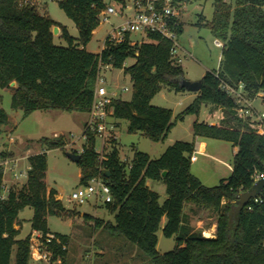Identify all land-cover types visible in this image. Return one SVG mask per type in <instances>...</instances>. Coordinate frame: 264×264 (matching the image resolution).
<instances>
[{
    "label": "trees",
    "instance_id": "16d2710c",
    "mask_svg": "<svg viewBox=\"0 0 264 264\" xmlns=\"http://www.w3.org/2000/svg\"><path fill=\"white\" fill-rule=\"evenodd\" d=\"M19 1L0 0V89L12 90V109L22 110L24 117L36 110L88 115L99 63L111 64L131 81V98L112 99L111 116L126 120L129 133L139 131L153 142L167 138L174 125L172 111L152 105L151 100L164 87L185 91L180 86L185 79L183 68L172 55L170 40L149 31L148 41L131 44L126 37L119 44H107L99 53H91L85 47L100 23L105 4L102 0H59V8L74 22L79 37L70 36L61 27L60 37L68 44L57 46L52 33L57 23L33 6H19ZM197 1L173 0L177 5ZM213 4L214 14L207 25L213 37L222 42L219 68L205 72L197 97L177 119L199 113L204 104L221 110L219 124L194 121L192 130L194 137L228 141L237 148L230 175L212 187L202 184L191 173L194 141H175L157 159L135 149L128 165L120 160L117 141L112 140L111 150L100 160L95 150L97 139L89 131L77 163L80 185L100 177L110 188L112 201L106 202L105 208L113 214V223L104 227L110 235L135 244L149 259L148 264H264V200L256 203L250 199L243 207L237 203V196L253 187L254 175L264 173V131L239 116L234 99L221 89L223 83L232 87L242 84L246 97L264 94V0H234V5L213 0ZM200 21L203 23L205 17L201 15ZM182 31L180 23L177 36ZM129 58L133 63L124 66ZM13 81L16 85L11 87ZM7 122L8 115L0 108V125ZM40 141L44 149L27 158L26 183L19 190L9 188L5 197L0 167V264H30L32 231L43 235L51 232L47 217L65 210L56 189L48 188L44 181L47 151L63 148L65 142L63 138ZM148 180L165 185L167 198L162 204L159 194L146 185ZM259 196L264 197V191ZM185 204L216 212L214 237L193 230L184 214ZM25 207L33 211L31 229L24 238H17L18 214ZM95 226H103L101 220H96ZM159 230L164 237L175 236L171 251L160 254L156 250ZM54 234L68 243L66 235ZM49 248L64 260L66 251L55 243Z\"/></svg>",
    "mask_w": 264,
    "mask_h": 264
},
{
    "label": "rangeland",
    "instance_id": "374dc122",
    "mask_svg": "<svg viewBox=\"0 0 264 264\" xmlns=\"http://www.w3.org/2000/svg\"><path fill=\"white\" fill-rule=\"evenodd\" d=\"M59 0H20L19 6H33L43 16H48L57 23L59 31L53 34V43L66 47L67 41L60 37L61 27L66 28L69 35L78 38L79 31L74 22L66 16L58 6ZM106 7H113L118 16L110 15L105 21L100 15V23L94 30L86 50L91 53H99L108 32L113 25L121 22L122 15H130L121 0H102ZM234 5V0H226ZM214 14L213 0H199L184 4L181 14L183 31L177 38L178 50L176 60H181L184 77L190 81L202 78L206 71L217 70L221 60L222 47L216 45V40L208 22ZM205 21L201 23L200 17ZM53 30V28H52ZM132 40L136 42L148 41L143 35H134ZM222 43V42H221ZM129 58L124 66L133 63ZM104 77L106 87L115 98L123 100L131 98V81L128 75H124L122 69L112 68L106 70ZM127 87L129 90L124 91ZM12 90L0 89L2 99L0 108L8 115V122L0 125V167L4 172V192L7 196L9 188L19 190L26 183L28 156L41 152L44 146L42 138H63V148H54L47 151V170L45 184L56 189L59 199L65 210L56 216L47 217L48 229L52 233H59L68 237V249L61 264H148L149 259L136 247L135 244L120 236L110 235L104 226L113 223V214L106 208L100 196L91 195L84 204H78L71 200L74 191L85 192V186L79 184L80 168L67 156V152L81 154L84 140L81 137L88 115L83 112H67L61 110H36L28 116H23L20 109H12ZM196 92H174L166 87L162 88L151 100V104L172 111V126L167 138L163 141L153 142L141 132L129 133L128 122L109 116L108 121L113 126V132L117 137L119 158L129 165L133 151L147 153L152 159H157L175 141L205 142L203 150L193 152L196 155L195 162L191 165V173L198 177L202 184L208 187L215 186L221 179L227 178L232 169L234 147L228 141L194 137L192 124L194 121H205L210 124H219L222 116L220 109H213L211 105H202L199 113L185 115L182 120L177 116L185 110L197 97ZM252 106L264 110V94L253 98ZM241 114L243 119L249 120L246 112ZM102 141L97 139L95 150L101 151ZM112 146V144H111ZM111 146L105 147L106 151ZM105 155V153H103ZM102 153L99 159L101 160ZM149 188L159 194V202L162 204L167 198L165 185L161 182L150 181ZM83 213V214H81ZM33 211L25 207L18 214L17 228L20 233L17 238H24L30 232V219ZM184 214L193 230L198 222L203 220L201 227H211L216 222V212L203 208H197L191 204L184 205ZM86 215L88 217H86ZM201 219V220H200ZM101 220L103 226H95V221ZM165 219H162L161 227ZM158 242L156 250L162 254L171 251L175 247V236L164 237L161 230L157 232ZM30 264H41L32 262Z\"/></svg>",
    "mask_w": 264,
    "mask_h": 264
},
{
    "label": "built area",
    "instance_id": "2783aa9c",
    "mask_svg": "<svg viewBox=\"0 0 264 264\" xmlns=\"http://www.w3.org/2000/svg\"><path fill=\"white\" fill-rule=\"evenodd\" d=\"M125 9L131 12L130 15H122L121 22L113 25L108 32L103 42L101 50L106 45H116L123 42L126 37H129L131 44H139L132 40L134 35H143L147 39V33L157 32L163 37L170 40L173 44L172 55L175 58L178 50L177 44V27L181 23V14L184 4L177 5L173 0H121ZM103 16L107 21L110 15L118 16V13L113 7H106L99 14ZM216 45L222 47V43L216 40ZM181 61V60H177ZM112 69L111 64L103 65L99 63L98 74L95 82V88L93 93V100L91 108L88 112V117L83 128V132L80 138L87 139L88 131L93 133L96 139H101V151L97 152L101 159L104 158V154L108 151L105 147L111 146V141H117V137L113 132V126L108 121L109 116L112 115L111 100L115 99L113 93L108 91L106 87V79L104 74L106 70ZM221 89L229 96H231L237 104V112L243 111L248 114L249 122L257 129L264 131V110H259L252 106L251 101L253 98L246 97L244 87L242 84L236 87L229 86L225 83L221 84ZM124 91L129 90L127 87L123 88ZM259 96V95H258ZM241 115V114H239ZM83 142V144H84ZM83 147V145H82ZM83 152V149L81 153ZM191 162L196 160V155L192 154L190 157ZM264 178V173L255 174L253 177L254 183ZM93 195L95 197L100 196L103 203L111 202L112 197L109 186L99 177L92 178L85 186V192L79 193L74 191L71 194V200L78 204H84L89 200V197ZM264 200L262 196H256L253 201L260 203ZM55 243L62 251H67L68 243L62 242L58 236L52 232H48L45 235L39 231H32L30 238V254L33 262H40L42 264H61L62 259L59 256H55L53 251L49 248V245Z\"/></svg>",
    "mask_w": 264,
    "mask_h": 264
},
{
    "label": "water",
    "instance_id": "95a60500",
    "mask_svg": "<svg viewBox=\"0 0 264 264\" xmlns=\"http://www.w3.org/2000/svg\"><path fill=\"white\" fill-rule=\"evenodd\" d=\"M59 31V28L57 26L53 27L52 33L56 34ZM16 83L13 81L10 83V86H15ZM180 86L188 92H196L198 93L201 90L202 86V81L201 79L196 80V81H190L187 79H183L180 82ZM66 156L74 163H78L81 159V154L78 153H71L67 152ZM163 176L166 175V172L162 173ZM262 191H264V178L258 180L257 182L254 183L253 187L245 192L240 193L237 196V203H239L242 207L247 205L250 199L255 198L258 196Z\"/></svg>",
    "mask_w": 264,
    "mask_h": 264
},
{
    "label": "crops",
    "instance_id": "0c3cea01",
    "mask_svg": "<svg viewBox=\"0 0 264 264\" xmlns=\"http://www.w3.org/2000/svg\"><path fill=\"white\" fill-rule=\"evenodd\" d=\"M181 24H182V29H183V22L181 21ZM257 97V96H256ZM205 147V142L201 143V142H195V151L194 152H197V151H202L203 148ZM236 147H234L233 151L235 152L236 151ZM197 161V160H195ZM193 161V162H195ZM192 162V163H193ZM29 168V165L27 167V169ZM45 181V180H44ZM47 185V184H46ZM146 185L149 187V182L147 181L146 182ZM49 188V187H48ZM57 199H59V196H58V193H57ZM83 214V213H81ZM201 220V219H200ZM203 223V220L199 221L198 224L199 226H197V228H201V230L203 231V235L205 237H214L215 236V229H216V223H213V225L211 227H201V224ZM17 226V225H16ZM17 228V227H16Z\"/></svg>",
    "mask_w": 264,
    "mask_h": 264
}]
</instances>
